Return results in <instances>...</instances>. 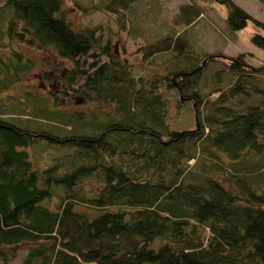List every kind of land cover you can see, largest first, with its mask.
Returning a JSON list of instances; mask_svg holds the SVG:
<instances>
[{
	"label": "trees",
	"instance_id": "1",
	"mask_svg": "<svg viewBox=\"0 0 264 264\" xmlns=\"http://www.w3.org/2000/svg\"><path fill=\"white\" fill-rule=\"evenodd\" d=\"M133 1L103 8L121 17ZM214 1L226 6L230 30L252 22L250 41L264 50L263 22L233 0ZM0 8V91L13 90L0 97V264L20 243L30 245L18 264H264V90L251 82L264 66L247 64L243 53L230 58L224 69L234 83L205 106L194 85L203 59L218 56L196 53L181 33L149 46L185 60L162 83L181 103H195L196 123L171 128L157 83L113 58L93 27L75 29L61 0H3ZM198 15L186 4L176 16L187 25ZM12 44L69 62L60 92L92 107L61 108L52 92L27 89L22 77L36 61ZM101 54L109 61L86 62ZM251 91L262 97L236 102ZM198 155L208 160L190 165ZM88 178L97 182L91 191Z\"/></svg>",
	"mask_w": 264,
	"mask_h": 264
},
{
	"label": "rangeland",
	"instance_id": "2",
	"mask_svg": "<svg viewBox=\"0 0 264 264\" xmlns=\"http://www.w3.org/2000/svg\"><path fill=\"white\" fill-rule=\"evenodd\" d=\"M106 1L61 0L62 13L75 29L85 26L93 27L102 40H109L113 58L124 62L136 77L150 78L157 83L158 88L168 101L167 121L171 128L188 129L193 128L196 123L195 103L193 106V103H181L176 90L168 89L165 83H162L170 75L171 70L176 66H182L185 60L181 55L174 54L171 50L160 49L158 52H151L153 49L149 46H162L161 42H164V39L168 38L167 36L174 37L181 33L196 53L201 56L212 53L218 56L216 60L209 61L206 65V58L203 59L202 64L205 67L203 66L194 85L205 104L206 99L214 98L234 83L236 76L224 69L227 67L226 62L231 61L230 58L243 53L247 64L253 67L264 66V50L250 41L251 35L256 31L254 24L248 22L241 29L230 30L226 24L228 12L226 6L214 0H134L127 11L121 12V17L103 8ZM233 2L246 10L253 18L264 23V4L259 0H233ZM2 3L3 0H0V7ZM186 4L196 7L199 11V15L187 25L178 22L176 16L179 7ZM79 6H86L87 9L83 10ZM6 17L0 8V46L7 42L2 33ZM9 47L20 49L36 61L33 69L24 73L22 77V82L26 84L27 89L36 90L38 93L45 92V89L47 92H52L61 108L83 110L88 105L92 107V102L88 104L79 99L81 94L66 95L60 92L63 85L59 81L71 68L69 62L57 59L51 52L50 55L35 47L18 44L17 46L12 44ZM9 47L7 45L4 48L8 50ZM0 50H2L1 47ZM3 51L6 52V50ZM95 58L96 55L87 57L86 62L93 64L99 61H109V58L102 54L97 56L99 59ZM46 77L51 79V82H46L44 80ZM251 82L264 90V75L252 77ZM12 93L13 90L10 88L1 90L0 97L5 98L7 94ZM261 97L262 94L252 93L247 98L235 97V100L241 104L248 101L255 102ZM9 114L6 117L12 118L13 115L9 116ZM205 116L206 107L200 106L199 120L202 124L205 121ZM42 158L47 159L48 156L44 154ZM198 158L202 162L206 157L198 155L190 159L188 163L194 166ZM261 161L264 163V157L261 158ZM83 184L87 191H91L97 186L94 178L84 180ZM78 210L93 212V209L82 205L78 206ZM198 235L205 239L209 233L205 229H199ZM153 243L157 245L159 241L155 240ZM29 245V243H20L14 249L7 248V256H12L14 251L13 258L8 264H18L26 254Z\"/></svg>",
	"mask_w": 264,
	"mask_h": 264
}]
</instances>
